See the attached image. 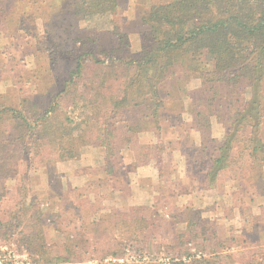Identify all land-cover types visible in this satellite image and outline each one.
I'll return each mask as SVG.
<instances>
[{
    "label": "trees",
    "instance_id": "obj_1",
    "mask_svg": "<svg viewBox=\"0 0 264 264\" xmlns=\"http://www.w3.org/2000/svg\"><path fill=\"white\" fill-rule=\"evenodd\" d=\"M70 1L73 17L88 23L87 27L118 9V0ZM141 22L145 28L138 49L126 58L123 55L128 53L129 39L124 33L114 32V43L100 50L103 58L96 57L94 40L87 33L71 35L70 46L78 43L82 52L76 53V48L67 51L73 55L72 65L60 91L50 101L25 95L15 107L0 95V178L17 179L8 200H4L6 192L0 193V239L24 248L32 264H79L91 250L92 240L114 229L142 244L145 231L158 228L163 220L178 226L174 231L177 247L172 253L192 256L204 264L233 261V256L237 259L239 253L234 255L231 246H246L251 236L257 238V244L264 242V215L249 214L256 222L255 228L223 240L217 234L211 235L212 222L202 216L203 209L192 203L175 214H159L146 205L130 206L128 211L112 209L97 213L76 229L60 231L58 241H48L41 204L50 196H29L26 171L20 169L19 162L36 160L44 163L47 174H51L56 161L78 159L81 147L91 143L105 147L107 166L116 152L111 141L116 117L129 107L130 121H122L126 123V137L121 139L124 144L134 146L141 130H153L159 137L162 122L171 119L165 114L168 101L161 88L167 79L175 77L177 68L181 74L200 81L198 87L184 90L191 99V128L200 134L207 132L210 116L223 126V136L216 140L209 155V166L197 179L201 188L216 186L220 174L228 170L234 173L232 179L238 188L243 187L238 206L245 202L251 210L256 197L264 200V0H165L151 3ZM177 92L181 100V90ZM60 101L80 112L73 118L61 116ZM87 133L92 138L88 139ZM157 147L162 149L159 143ZM259 209L264 213V201ZM99 222L104 223L103 228ZM189 235H198L200 240L195 242ZM105 245L97 264H116L104 258L119 255L123 249L110 242ZM192 248L200 254L195 255ZM247 257L241 262L246 263ZM251 264H264V246L257 248Z\"/></svg>",
    "mask_w": 264,
    "mask_h": 264
},
{
    "label": "rangeland",
    "instance_id": "obj_2",
    "mask_svg": "<svg viewBox=\"0 0 264 264\" xmlns=\"http://www.w3.org/2000/svg\"><path fill=\"white\" fill-rule=\"evenodd\" d=\"M163 1L118 0L115 14L107 19L91 21V26L87 27L88 23L73 17L70 0H0L3 11L0 14V95L4 96L6 103L15 107L19 106L20 98L25 95L44 102L50 101L60 91L63 77L72 65L73 55L67 51L76 48V53L82 52L78 43L69 44V37L75 32L87 33L94 40L97 58H103L100 50L109 49L114 43L115 31L124 33L128 36L129 48L123 57H129L137 51L140 33L145 28L141 22L142 14L151 3ZM15 21L19 24H15ZM88 43L91 44V41ZM176 70L174 79H167L161 88L163 98L168 101L165 114L171 119L162 122L159 137L153 130H141L136 134V144L126 146L125 140H121L126 137V123L122 121H130L129 107L116 117L118 122L111 139L116 152L109 158V165H105V147L91 143L81 147L78 159L56 161L51 174H47L44 163L31 159L26 164L19 162L20 169L26 171L24 179L29 196L36 195L38 199L46 194L50 196L41 204L43 224L50 243L61 238L60 231L76 229L83 222L90 221L91 217H96L97 213L112 209L128 211L130 206L146 205L157 209L159 214H175L181 213L185 201L190 203L188 186L176 181L178 177H203L216 140L219 141L223 136V126L215 116H210L207 132L200 134V131L191 128V99L184 94V90L198 87L200 81L181 74L179 68ZM116 87L114 85V89ZM177 89L181 90L179 96L182 101L178 99ZM167 93H171V96ZM60 104L61 116L73 118L80 112V109L69 106L66 101H60ZM86 136L92 138L90 133ZM158 143L162 147H157L159 152L156 151ZM234 156H238V150ZM109 168L111 171L107 172ZM233 175L228 170L221 173L216 186L203 189L201 197L198 189L193 188L196 184L190 186V190H196L194 207L211 208L217 205V220L222 219V215L229 217L216 224L218 239L224 237L221 236L225 233L224 222L230 223L232 233L240 234V227L243 226L238 224V217L241 212L260 217L264 215L259 209L263 197L255 198L251 210L245 202L244 206L237 205L243 187L238 188L232 179ZM16 181L15 177L0 178V193L6 192L4 200L14 194L13 185ZM226 205L229 210L224 209ZM262 223L264 225V221ZM99 226L103 228L104 223L99 222ZM176 227L171 220H163L158 228L151 227L145 231L146 239L142 244L138 240L131 241L130 236L120 234L116 229L111 230L109 234L106 233L107 236L92 240L91 250L79 264H92L94 260L100 259L105 253V243L109 242L117 245L121 251L133 245L131 247L136 251L142 250L138 253H158L162 250L176 255L172 253L177 247L174 239ZM191 236L195 242L200 240L198 235ZM256 239L251 236L248 243ZM94 242L95 250H92ZM211 242H216V239ZM4 246L27 253L24 248H16L13 241L0 239V247ZM247 255L242 252L237 259L245 260ZM185 257L180 264H204L194 261L192 256ZM216 264L226 262L220 260Z\"/></svg>",
    "mask_w": 264,
    "mask_h": 264
},
{
    "label": "crops",
    "instance_id": "obj_3",
    "mask_svg": "<svg viewBox=\"0 0 264 264\" xmlns=\"http://www.w3.org/2000/svg\"><path fill=\"white\" fill-rule=\"evenodd\" d=\"M138 46H139V44H138ZM176 182H183V183H185L188 186V195H189L188 200L193 205L195 204V201H194L195 198L194 197L196 196V194H195L196 193V190H190V186H192L193 184H196V185H193V188L194 189L197 188L198 189V192L201 193L200 197L202 196V192H203L202 190L203 189L201 188V186H200L197 178L192 179V178H187V177H184V178L183 177L182 178H179L178 177V180ZM191 196H193V199H192ZM184 204H187V202L185 201ZM251 206H253V204ZM228 207L229 206L226 205V206H224V209H226V210L228 209L229 210ZM201 209H203L202 210V216L208 217L210 219V221L212 222L213 227L211 228V230H212V234L211 235H213L215 237V235L217 234V236H218V233H217V230H216V224H218V221H220V220H222V221L228 220L229 217H226V215L225 216L222 215V219H219L218 218V220H217V216H218V212H219V207H217V205L216 206H213L211 208L201 207ZM251 219L252 218H251L250 215H246V214H244L242 212L240 213V215L238 217V221H239L238 224L240 226H243V227H240V232L242 231V232H244L246 234V233L249 232V229L255 228L254 226H256L255 225L256 222H254ZM224 224H226V227L224 226V229H223L225 233H224V235H221V236H224V237H222L223 240L226 238V236H229V235L232 236V235H234V233H232V229H231L232 227L230 226V223L229 222H227V223L224 222ZM228 231H229V233L227 235L226 233ZM250 243L251 244L246 243V245L248 244L247 246H244L243 244H242V246L241 245L233 246V247L231 246V251L233 252L234 255H237V253H239V255H241L242 252H244V253L246 252V254H248L247 255L248 257L246 259V261H247L246 263L244 261L241 262V259L240 260H237L235 258V260H234V256H233V261H225L226 264H251L252 263V256H253V254L257 252V248L259 246H264V242L261 243V244H257V240H255V241H252ZM248 250H250V251H248ZM223 253H226V251H224ZM226 257L227 256H225L224 259H226ZM229 260H230V258H229ZM257 260L260 261V259H257Z\"/></svg>",
    "mask_w": 264,
    "mask_h": 264
},
{
    "label": "built area",
    "instance_id": "obj_4",
    "mask_svg": "<svg viewBox=\"0 0 264 264\" xmlns=\"http://www.w3.org/2000/svg\"><path fill=\"white\" fill-rule=\"evenodd\" d=\"M195 255L200 253L194 248L191 249ZM185 255L178 257L165 252H136L131 246H126L123 252L114 257L105 258V262H113L116 264H175L178 260H185ZM0 264H32L31 259L25 252H20L16 249L8 247H0ZM92 264H97L94 260Z\"/></svg>",
    "mask_w": 264,
    "mask_h": 264
}]
</instances>
